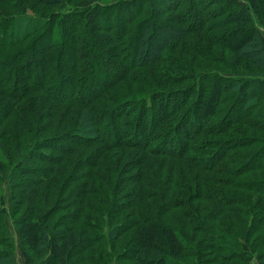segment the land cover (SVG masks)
Instances as JSON below:
<instances>
[{
    "label": "trees",
    "instance_id": "16d2710c",
    "mask_svg": "<svg viewBox=\"0 0 264 264\" xmlns=\"http://www.w3.org/2000/svg\"><path fill=\"white\" fill-rule=\"evenodd\" d=\"M259 27L264 0H0V264H264Z\"/></svg>",
    "mask_w": 264,
    "mask_h": 264
},
{
    "label": "rangeland",
    "instance_id": "374dc122",
    "mask_svg": "<svg viewBox=\"0 0 264 264\" xmlns=\"http://www.w3.org/2000/svg\"><path fill=\"white\" fill-rule=\"evenodd\" d=\"M83 4H85V3H83ZM259 29H260V33L262 35V38L264 40V28L263 27H259ZM197 64L201 65L202 67L204 66L203 69H205V68H211V67L214 68V69H216V68L217 69H221V70L223 69V68H221V66L218 63H212L210 66H205V64L203 63V61L198 60ZM142 71L141 70L140 71L139 70L138 71H135V74H137L136 76L139 77V79L142 82H148L149 79L145 77V75L143 74ZM194 71H198V70H194ZM211 124H212V122L209 123V125H211ZM208 138L211 140V139L217 138V137L212 136V137H208ZM8 222H10V220H8ZM12 233L14 234V236H16L15 232L13 231V229H12ZM17 258H18V264H24L25 259H24L23 253L20 250L17 251ZM114 264H117V263H114ZM254 264H261V263L255 261Z\"/></svg>",
    "mask_w": 264,
    "mask_h": 264
}]
</instances>
